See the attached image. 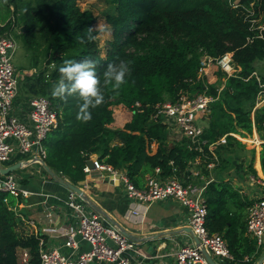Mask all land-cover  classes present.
Here are the masks:
<instances>
[{
	"label": "trees",
	"instance_id": "obj_1",
	"mask_svg": "<svg viewBox=\"0 0 264 264\" xmlns=\"http://www.w3.org/2000/svg\"><path fill=\"white\" fill-rule=\"evenodd\" d=\"M78 1L0 0V35H12L16 27H23L19 37L26 49H39L47 56L37 74L25 76L29 95L45 97L58 116L57 128L44 140L46 164L74 185L85 179L83 168L95 153L100 163L124 171L136 187L145 175H154L156 167L161 177L176 178L184 185L192 182V167L201 169L198 174L207 178L203 192L207 230L224 238L233 256L230 264H254L260 247L245 231L251 201L218 176L229 169L237 148L244 146L230 133L247 137L253 126L262 141L259 158L264 174V101L255 105L257 96H264V73L256 72V63L264 61V38L256 37L258 29L249 28L242 8L261 16L264 26V0H238L237 8L229 0H111L114 11L105 17L111 39L103 56L92 27L94 17L89 10H81ZM88 28L95 37L91 42ZM261 34L264 37V29ZM227 52L234 64L233 75L218 71L215 83L197 77L203 53L216 59ZM84 59L96 62L105 97L101 106L90 109L88 123L76 119L82 103L78 96L63 101L50 95L63 62ZM120 60L129 63L126 82L119 89L104 87L107 65ZM36 66L37 59L32 63ZM181 92L214 98L201 135L206 140L202 152L189 149L187 138L169 140L164 117H154L156 105L177 100ZM119 109L131 117L121 127H110ZM224 135V142L216 143ZM210 143L218 160L212 169L207 168L213 160ZM252 161L248 167L255 174ZM32 177H21L19 183L26 184ZM17 202L20 199L0 192V264H23L20 251L24 248L31 264H39L37 236L17 229V215L11 208Z\"/></svg>",
	"mask_w": 264,
	"mask_h": 264
},
{
	"label": "built area",
	"instance_id": "obj_2",
	"mask_svg": "<svg viewBox=\"0 0 264 264\" xmlns=\"http://www.w3.org/2000/svg\"><path fill=\"white\" fill-rule=\"evenodd\" d=\"M229 1L232 7L239 6L238 0ZM242 8L246 11L245 19L249 23V28L258 29L256 37L264 38L261 34L264 29L260 20L261 16L255 17L252 9L244 6ZM247 41L250 42L252 39L247 38ZM15 49L16 43L11 34L0 35V166L16 162H20L22 167L33 164L38 166L42 174L50 177L43 168L47 157L44 140L50 131L57 128L58 116L51 103L43 96H31L25 99L28 107L25 120L20 119L16 114L14 100L18 80L11 60ZM210 64L215 65L218 71L225 73L226 76L234 73V64L229 52L216 59L203 53L197 77L202 76ZM213 99L211 95L205 93L181 92L177 100L156 105L157 111L154 117L160 114L164 120H171L182 138L190 140L189 149L202 152V145L206 143V140L201 139L203 128L195 123V116L196 113H200L202 117L207 115L208 105ZM257 100L259 102L257 101L256 106L261 104L264 98L258 95ZM230 134L241 140L236 134ZM224 138L225 135L216 143L224 142ZM211 146L210 143L208 150L213 160L208 162V169L215 167L218 162L215 153L210 149ZM195 162L199 163L198 156ZM92 163L94 169L106 171L108 175L121 182L127 195L138 202L148 204L157 200L172 199L187 208L188 227L197 237L198 243L180 246L174 254L176 264H209L202 254L203 250L209 253L218 264L231 263L233 256L224 238L220 234L209 233L205 226L207 215L203 196L205 185L196 186L191 183L184 185L176 178H163L160 176V168L156 167L154 175L147 176L144 186L139 188L124 171L100 163L97 158ZM83 170L89 172L90 168L86 165ZM18 180L12 172L7 174L0 172V192L8 193L21 201L25 191L21 189ZM253 180L264 188V179ZM4 201L7 200L4 198ZM61 202L73 221V225L64 226L60 231L63 237L62 246L66 247L68 252H60L58 248L48 249L39 233H30L36 235L38 239L39 264H92L95 262L97 264H133L134 254L144 256L135 241L124 235L116 226L106 223L98 213L86 210L85 204L76 192L69 190L66 198ZM20 204L21 202H17L11 207L16 215ZM27 223L33 225L34 221L29 219ZM245 231L258 247L264 245V196L258 198L248 208ZM81 241L86 242L89 248L80 250ZM20 262L31 264L29 252L25 248L20 251Z\"/></svg>",
	"mask_w": 264,
	"mask_h": 264
},
{
	"label": "crops",
	"instance_id": "obj_3",
	"mask_svg": "<svg viewBox=\"0 0 264 264\" xmlns=\"http://www.w3.org/2000/svg\"><path fill=\"white\" fill-rule=\"evenodd\" d=\"M261 96L264 98L263 95ZM28 97L31 96L27 95L26 98ZM25 101L19 105H14L16 114L22 120L26 119L28 111ZM113 117L114 120L110 127L116 128L128 121L131 114L124 109H119L113 113ZM202 118L207 124L208 119L204 116ZM165 122L168 125L169 140H180L182 136L178 137L180 132L176 125L169 119H165ZM199 126L204 130V125ZM253 134L257 143L260 144L255 159L254 155L251 157L253 158L252 168L255 170V174L251 172L247 163L246 167L238 169L235 165V154L229 169L218 176L230 181L245 198L251 201L246 209L245 222L250 205L264 196V188L253 180L255 178L264 179L259 158L262 141L259 139L254 126L251 135ZM239 138L242 141L245 137L239 136ZM98 155L96 153L91 154L89 159L93 162L95 158H98ZM244 161L246 160L243 159ZM241 164L243 165V163ZM26 168L28 175H34V177L29 179L26 184L19 183L21 189L25 191V195L17 209V229L24 235L39 233L45 240L46 248H58L60 252L66 253L68 249L62 246L63 237L60 231L64 226L73 225V221L61 201L66 198L69 190L53 181L46 174H42L38 170V166L32 164ZM190 171L192 173L191 184L197 186L206 184L207 178L198 174L195 167H192ZM147 176L149 175H145L139 188L144 186ZM212 177L214 178L215 175L210 172V178ZM76 186L84 194V197L79 194L78 197L90 211L98 213L106 223L124 231L127 237L138 245L144 256L134 254L132 256L133 264H176L174 254L178 248L184 244L195 243L193 234L186 230L189 228L188 210L175 200H157L148 204L138 202L127 195L121 182L108 175L106 171L94 169L93 163L90 171L86 172L85 179ZM29 219L34 221L33 225L27 223ZM88 248L89 245L86 242H80V250ZM93 264H97V262Z\"/></svg>",
	"mask_w": 264,
	"mask_h": 264
},
{
	"label": "rangeland",
	"instance_id": "obj_4",
	"mask_svg": "<svg viewBox=\"0 0 264 264\" xmlns=\"http://www.w3.org/2000/svg\"><path fill=\"white\" fill-rule=\"evenodd\" d=\"M79 7L81 10H89L93 17H94V22H93V29L97 32L96 39L98 46L100 48V54L103 56L105 53V50L108 46V41L111 39V27L110 25L106 22L105 17L109 14H112L114 11V4L111 2V0H79L78 1ZM23 31L18 30L16 27L14 31L12 32V36L15 40L16 43V49L15 52L12 56V63L15 68L16 76H17V94L16 98L14 100V105H19L21 104L27 95H29L26 85H25V76H32L34 74H37L38 71L45 66L46 63V58L44 56L43 51L39 49L35 50H28L23 44V41L19 37V34H21ZM41 49V47H39ZM37 59V66L32 67L33 61ZM50 67H53V65H50ZM218 70L215 65L210 64L209 67L207 68V71L203 73L202 76L198 78L205 77V79L211 83H215L218 79ZM256 72L257 73H264V61H258L256 63ZM218 84V83H217ZM219 85V84H218ZM222 88V85L221 87ZM186 93V92H185ZM188 93V92H187ZM262 97V96H261ZM259 102V100H258ZM257 103V99H256ZM256 105V104H255ZM261 105V104H260ZM259 105V106H260ZM204 117L207 118L205 115ZM202 115L200 113H196L195 116V123L201 126H206V121L203 120ZM53 131V130H52ZM50 131L49 134L52 132ZM48 134V135H49ZM237 135V134H236ZM240 136V135H238ZM178 137H181V134L178 135ZM182 139V138H180ZM177 141V140H174ZM244 146L238 147L236 150V159L235 160V165L238 169H242L246 167V163L248 166V163L250 162L251 157L255 155L258 150V146L260 144L257 143L254 134L249 135L245 138L242 139L241 141ZM154 149V148H153ZM253 152V153H252ZM241 157V159H240ZM243 159L246 161L243 162ZM243 163V165L241 164ZM255 163V161H254ZM253 163V165H255ZM2 165H6V163H2ZM255 168V166H254ZM197 171L201 170L196 168ZM12 174L15 175L18 179L21 177H25L28 175L27 173V168L26 167H19L12 171ZM19 181V180H18ZM197 186V185H196ZM86 207V206H85ZM86 210H89L86 207ZM259 255L255 261L254 264H258L261 262L264 264V245L259 248ZM93 264V263H92Z\"/></svg>",
	"mask_w": 264,
	"mask_h": 264
},
{
	"label": "clouds",
	"instance_id": "obj_5",
	"mask_svg": "<svg viewBox=\"0 0 264 264\" xmlns=\"http://www.w3.org/2000/svg\"><path fill=\"white\" fill-rule=\"evenodd\" d=\"M7 0H5V3ZM93 29L88 28L87 39L93 41ZM83 38L81 43H83ZM59 80L53 85L50 95L53 99L66 101L68 97L78 96L82 103L79 105L76 119L81 123L92 120L90 109H95L104 103V94L101 89V80L96 73V62L91 59L81 61L65 60L59 68ZM130 74L129 63L120 60L118 63H110L103 72L104 87L112 86L119 89Z\"/></svg>",
	"mask_w": 264,
	"mask_h": 264
},
{
	"label": "water",
	"instance_id": "obj_6",
	"mask_svg": "<svg viewBox=\"0 0 264 264\" xmlns=\"http://www.w3.org/2000/svg\"><path fill=\"white\" fill-rule=\"evenodd\" d=\"M24 28L21 27V31H23ZM87 166L89 168H92V161L90 159L87 160L86 162ZM21 167V163L20 162H16L13 163L11 165H7V166H0V172L2 174H7L9 172L14 171L15 169ZM43 168L44 170L47 172V174L51 177V179L53 181H55L56 183H58L59 185H61L62 187H64L67 190H71L76 192L77 194L81 195L82 197H84L83 192L81 191V189H79L76 185L72 184L69 180L64 179L62 176H60L58 173H56L55 171H53L46 163L43 164ZM189 233H192L190 228L186 229ZM121 232L126 235V233L124 231L121 230ZM193 234V233H192ZM127 236V235H126ZM193 240L195 243H198V239L197 237L193 234ZM202 254L204 255L205 259L208 261L209 264H218L210 255L209 253H207L205 250L202 251ZM258 264H262L261 262H259Z\"/></svg>",
	"mask_w": 264,
	"mask_h": 264
}]
</instances>
